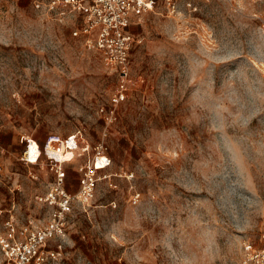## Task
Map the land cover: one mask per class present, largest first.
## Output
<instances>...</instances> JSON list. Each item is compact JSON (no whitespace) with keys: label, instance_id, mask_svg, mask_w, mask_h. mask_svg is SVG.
Returning <instances> with one entry per match:
<instances>
[{"label":"rangeland","instance_id":"obj_1","mask_svg":"<svg viewBox=\"0 0 264 264\" xmlns=\"http://www.w3.org/2000/svg\"><path fill=\"white\" fill-rule=\"evenodd\" d=\"M52 1L0 0V233L48 220L53 172L21 157L26 136H59L77 146L70 193L105 158L48 264H242L264 248V0H154L126 28L117 103L119 72Z\"/></svg>","mask_w":264,"mask_h":264},{"label":"built area","instance_id":"obj_2","mask_svg":"<svg viewBox=\"0 0 264 264\" xmlns=\"http://www.w3.org/2000/svg\"><path fill=\"white\" fill-rule=\"evenodd\" d=\"M154 0H53L59 6L61 14L71 13L81 18V26L73 36L84 40L87 50L98 52L107 69L119 72L121 89L113 98L117 103L124 97L125 87L132 83L128 79L129 53L133 39L126 32L132 16L150 10ZM70 139L49 136L41 146L29 137H25L21 160L31 166H44L54 173L44 200L52 206L47 222L44 225L27 223L16 224L12 219L3 223L0 233V252L4 264H48L57 258L55 251L46 248L47 241L53 236L62 235L68 217L74 205L88 206L93 198L97 170L94 162L82 164L78 171L82 181L79 190L70 193L65 188V171L62 165L76 160L77 146L70 145ZM67 154H70L67 157ZM105 158V157H103ZM33 177V176H32ZM34 178V177H33ZM242 264H264V248L255 249L245 245Z\"/></svg>","mask_w":264,"mask_h":264},{"label":"crops","instance_id":"obj_3","mask_svg":"<svg viewBox=\"0 0 264 264\" xmlns=\"http://www.w3.org/2000/svg\"><path fill=\"white\" fill-rule=\"evenodd\" d=\"M36 144L38 145V146H41V144L39 143V142H36ZM25 163V162H24ZM71 163H65V164H63V166L65 167V166H68V165H70ZM28 165V164H27ZM31 166V165H30ZM32 167H34V166H32ZM63 170H64V168H63ZM65 171V170H64ZM51 172V171H50ZM51 174H52V172H51ZM53 175V177H52V180L50 181V182H48L49 183V187H50V185H51V183H53L54 182V180H55V175H54V173L52 174ZM33 177H34V179H37L38 178V176L37 175H32ZM65 176H66V171H65ZM65 182H66V177H65ZM66 185V184H65ZM49 187H48V189H49ZM48 189H47V191H48ZM47 191H46V193H47ZM68 191V190H67ZM77 192V191H76ZM46 193L44 194V195H42V196H39V197H37V201L39 202V203H41V204H46L47 202L44 200V196L46 195ZM84 210L87 208V207H82ZM51 211V210H50ZM50 213V212H49ZM49 215V214H48ZM48 215H47V217H48ZM9 219H12L16 224H18V225H24V224H27V223H33L34 224V221H35V219H28L27 221H25V222H18V221H16L15 219H13V217H10V218H7V219H5V220H3L2 221V223H1V225H3V223H4V221H6V220H9ZM47 222V218H46V220L44 221V223L43 224H45ZM37 225V224H36Z\"/></svg>","mask_w":264,"mask_h":264}]
</instances>
